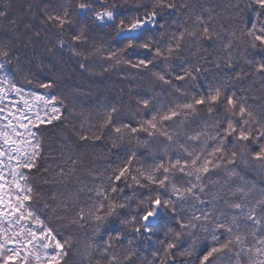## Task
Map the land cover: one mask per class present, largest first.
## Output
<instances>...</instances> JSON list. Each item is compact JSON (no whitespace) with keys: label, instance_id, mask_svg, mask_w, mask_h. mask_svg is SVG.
<instances>
[{"label":"snow or ice","instance_id":"obj_1","mask_svg":"<svg viewBox=\"0 0 264 264\" xmlns=\"http://www.w3.org/2000/svg\"><path fill=\"white\" fill-rule=\"evenodd\" d=\"M122 7L109 0H77L79 13L91 14L93 22L113 29L122 42L115 50L93 45L88 55L148 71L159 65L152 76L171 99L159 105L138 99L126 121L116 105L82 113L79 130L73 126L78 150L95 147L105 138L113 148L128 149L115 167L109 164L107 174L87 168L85 153L62 151L51 169L53 179L44 178L43 183L59 185L63 198L53 194L43 207L68 227L94 225L92 235L100 242L86 246L89 264L93 258L96 264H136L139 256L133 241L124 247L127 232L107 227L114 221L146 238L166 228L160 252L142 264H178V258L191 257L200 241L209 238L200 249L199 264H219L222 258L229 264H264V188L247 183L238 171L241 165L264 171V107L257 111L249 97L233 90L248 75L233 56L238 44L246 53L251 50L245 63L264 79V0H248L243 9L236 5L237 15L251 12L239 34L236 30L222 34L211 14H196L184 0L137 3L135 11L127 12ZM166 10L169 16L187 10L188 19L165 18L162 23ZM0 17H6V10ZM39 20V27L25 25L31 31L30 43L43 34L49 53L68 48L84 55L77 52L79 44L87 43L84 26L71 33L70 42L64 39L74 23L68 6L42 0ZM172 25L175 30H170ZM209 48L217 54L213 56ZM137 49L146 50L151 58L135 62L125 58ZM186 52L198 57L197 63L186 59ZM13 60L21 70L10 43H0V264H61L71 238L62 237L33 207L38 194L31 176L41 171L38 162L44 158L38 128L63 123L64 105L57 95L19 85L7 71ZM25 80L32 82L27 76ZM39 87L50 89L53 83ZM49 171L43 168L45 174ZM85 174L92 178L90 183L84 182ZM126 189L133 196H127ZM139 189L150 194L134 201ZM133 202L137 214L122 218ZM162 212L173 226L161 225ZM185 238H191V244L181 250ZM179 264L191 262L181 259Z\"/></svg>","mask_w":264,"mask_h":264},{"label":"trees","instance_id":"obj_2","mask_svg":"<svg viewBox=\"0 0 264 264\" xmlns=\"http://www.w3.org/2000/svg\"><path fill=\"white\" fill-rule=\"evenodd\" d=\"M76 2L77 0H52L54 5L64 4L73 12L74 23L64 36L66 41L70 42L72 32L78 31L81 26L85 27L87 43H81L77 46V52L83 53V56L73 54L68 48L54 50V55L49 53L45 47L46 41L43 34L39 40L34 39L33 42H29L31 31L25 25L31 23L36 27L40 26L39 16L42 10V0H0V11L6 10V17H0V43H10L13 54L19 58V68L21 69L17 70V61L13 60L7 71L26 90L57 95L64 105L63 123L54 121L52 124L41 125L38 128L43 141L44 158L38 162L42 166L41 171L31 176V183L38 194L37 199L33 202V207L38 208L42 218H45L54 229L60 232L62 237L71 238L67 255L61 264H89L88 257L84 255L86 246L93 241L99 243L100 237H93L94 225L85 224L82 228L78 226L68 227L66 222L58 220L54 213L43 207L45 201H50L53 194L58 200L63 198V189L59 185L55 183L45 184L43 179H53L51 169H55L62 151L65 155L70 154V150L76 152L77 155L81 152L85 153L87 168L94 169L97 173L107 174L110 171L109 164L115 167L120 162L118 157H124L128 149L127 145L113 148L111 140L105 138L103 141H97L95 147H80L78 150L79 141L74 135L73 126L79 130L82 113L87 115L90 112L95 113L97 110H102L104 107L116 105L121 109L122 118L126 121L131 118L129 109L134 110L136 108L138 99H151L156 105L167 103L171 99L152 76V71L158 70L159 65L152 71H148L133 68L125 63L117 65L114 61H107L101 56L88 55L93 45L115 50L121 47L122 42L116 37L113 29L99 26L93 22L91 14L79 13L75 8ZM109 2L122 5L121 11L127 12L135 11L137 3L150 4L152 0H128L127 4L124 3V0H109ZM184 2L188 3L191 9L196 11V14H203L206 17L211 14L213 24L222 34H226L229 30H236L239 34V30L244 27L245 21L251 15L250 10L245 11L243 15H237L236 5L243 9L248 0H184ZM95 7L98 8L99 5L97 4ZM165 18L169 22L171 20L186 21L188 19L187 10L175 12L171 16L166 10L160 17L162 23ZM12 20H16L17 23L11 24L10 21ZM175 27L176 25H172L170 30H175ZM156 39H161L159 32L156 33ZM47 47H51L50 42L47 43ZM209 52L213 56L217 54L211 48H209ZM145 56L151 58V55L143 49L129 51L125 54V58L133 62ZM233 56L235 62L248 73L245 79L235 83L233 90L242 96L249 97V103L259 111L264 107V79L259 73H254V70L245 63L246 59L251 58V50L246 53L244 46L238 44L233 49ZM85 57L87 58L85 59ZM185 58L193 64L198 61V57L188 52L185 53ZM200 62L202 63V61ZM81 64H84L85 67L81 68ZM177 64L179 61L174 63L173 67H176ZM212 71L214 70H210V75ZM25 76L32 81L31 84L26 82ZM49 82L53 83L52 88L43 89L39 87V84ZM236 148L239 150L238 146ZM43 168H49L50 171L45 174ZM238 171L247 183L254 185L257 189L264 188V171L245 168L243 165ZM91 179L85 174V183H90ZM125 194L133 196L130 189H126ZM149 194L148 189H139L133 200L139 201ZM219 206L224 207L222 202ZM124 212L127 215L122 218L131 219L133 215L137 214L136 203L133 202L131 207L125 209ZM160 223L161 225L173 226L168 216L163 212ZM107 227H115L127 232L124 247H128L129 239L133 241V247L138 250L139 256L136 259V264H142L143 259L152 260L153 254L161 250L160 242L165 239L166 228L164 227L151 238L133 233L116 221ZM185 240L181 250L191 244V238H185ZM209 242L210 238L209 240H201L193 255L178 258V264L181 259L186 262L190 261L191 264H199L200 249ZM91 264H96L95 258L92 259ZM219 264H229V261L227 258H222Z\"/></svg>","mask_w":264,"mask_h":264},{"label":"rangeland","instance_id":"obj_3","mask_svg":"<svg viewBox=\"0 0 264 264\" xmlns=\"http://www.w3.org/2000/svg\"><path fill=\"white\" fill-rule=\"evenodd\" d=\"M0 74H2V73H0ZM21 255H23V250L21 251Z\"/></svg>","mask_w":264,"mask_h":264}]
</instances>
